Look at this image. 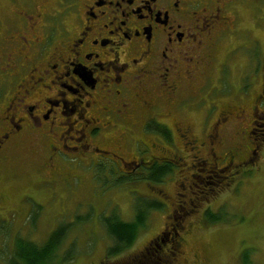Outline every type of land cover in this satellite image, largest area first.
<instances>
[{"label": "flooded vegetation", "instance_id": "1", "mask_svg": "<svg viewBox=\"0 0 264 264\" xmlns=\"http://www.w3.org/2000/svg\"><path fill=\"white\" fill-rule=\"evenodd\" d=\"M7 1L0 0V169L15 149L28 147L44 153L40 183L62 177L63 164L104 162L131 165L118 173L132 182H154V165L172 171L191 153L190 171L213 174L216 185L222 171L233 174L235 157L237 167L252 166L264 154V129L262 138L256 134L264 121L262 48L248 38L257 44L249 75L240 42L230 44L226 75L217 56L242 31L233 25L241 0ZM167 105L205 111L202 135L193 115L178 113L170 125ZM225 141L226 166L219 167L214 146ZM170 142L174 151L166 152ZM180 209L174 203L171 211ZM163 235L149 239L132 263L153 264Z\"/></svg>", "mask_w": 264, "mask_h": 264}, {"label": "rangeland", "instance_id": "2", "mask_svg": "<svg viewBox=\"0 0 264 264\" xmlns=\"http://www.w3.org/2000/svg\"><path fill=\"white\" fill-rule=\"evenodd\" d=\"M234 19L235 29L242 31L221 43L217 53L225 62L224 74L230 72L232 58L227 54L230 44L237 46L239 42V50L247 59L246 75L251 73L255 63L253 45L257 44L251 46L249 37L258 41V51L262 48L261 72L264 73V0H241ZM0 20H6L5 15H0ZM230 77L227 75L225 82ZM162 112L168 113L166 118L170 125L178 113L193 115L196 120L193 130L202 135L198 123L205 111H174L167 105ZM259 126L256 134L262 138L264 121L259 122ZM238 140L242 143L240 137ZM228 145L225 141L224 146H214L219 167L226 166L227 159L222 156ZM165 150L174 151L173 143L166 145ZM115 154L125 157L121 152ZM43 155V152L33 155L28 147L17 148L1 166L0 264H7L16 239L42 245L63 226L68 230L52 264H133L131 259L149 239L162 231L159 259L153 256L148 259L154 261L153 264H243L244 251L248 253L249 264H264V154L252 166L237 167L239 156L235 157L229 168L236 167L231 169L233 174L222 171L225 178L216 185L212 184L216 180L213 174L190 171L188 157L191 153L181 154L179 164L182 166L173 167L162 184L146 179L132 182L128 176L118 173L119 168L129 171L131 165L122 167V163L117 166L115 162L98 166L63 164L62 177L52 184L40 183L47 177L43 175ZM198 155L205 158L206 150L202 149ZM202 169L200 166L199 171ZM190 174L195 179H191ZM120 178L123 180L119 181ZM38 181L40 184H36ZM155 198L162 200L163 206L148 211L128 247L109 254L114 240L107 234L103 218L118 217L124 221L122 223L131 222L143 201L154 202ZM174 203L180 204L181 209L172 213ZM174 233L175 238L171 240L169 236L172 238ZM178 243L180 246L176 249ZM67 251L71 259L64 260ZM148 252L155 253L154 250Z\"/></svg>", "mask_w": 264, "mask_h": 264}, {"label": "trees", "instance_id": "3", "mask_svg": "<svg viewBox=\"0 0 264 264\" xmlns=\"http://www.w3.org/2000/svg\"><path fill=\"white\" fill-rule=\"evenodd\" d=\"M103 168H105L104 165ZM110 169L113 170L112 166H110ZM170 172L171 170L169 168L164 166L159 167L157 165H154L150 171L152 173L151 178H154V182H159L161 177L163 181ZM118 180L122 181L123 179L120 178ZM161 206L157 202L143 201L139 206L138 213L131 222L122 223L124 221L118 217L103 218L106 232L114 240V245L108 249V253H117L123 248L128 247L135 238L138 227L144 222L148 211L153 209L159 210ZM67 230V226L58 227L42 245H37L22 238L16 239L12 248V254L7 259V264H52ZM70 255L71 253L67 251L64 260L71 259ZM242 262L243 264L250 263L246 251L242 253Z\"/></svg>", "mask_w": 264, "mask_h": 264}]
</instances>
